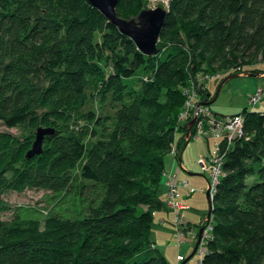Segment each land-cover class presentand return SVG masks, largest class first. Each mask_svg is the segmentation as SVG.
<instances>
[{"label": "trees", "instance_id": "1", "mask_svg": "<svg viewBox=\"0 0 264 264\" xmlns=\"http://www.w3.org/2000/svg\"><path fill=\"white\" fill-rule=\"evenodd\" d=\"M130 7L140 11L141 1L119 0L116 15L127 18ZM89 11L100 25H90ZM167 12L161 58L141 54L84 0H0V126L6 129L28 125L38 109L70 103L82 81L93 85L86 66L95 29H103L102 45L112 55L106 112L76 109L78 134L57 130L44 138L40 155L22 162L32 187L63 195L76 188L81 195L89 186L95 199L77 218L0 220V264H168L149 230L160 206L164 157L174 146L178 158L191 140L179 121L180 87L201 72L220 82L257 76L247 66L264 62V0H168ZM90 65L101 77V63ZM239 115L244 138L234 140L224 162L199 264H264V114ZM34 137L28 136L31 146Z\"/></svg>", "mask_w": 264, "mask_h": 264}, {"label": "rangeland", "instance_id": "2", "mask_svg": "<svg viewBox=\"0 0 264 264\" xmlns=\"http://www.w3.org/2000/svg\"><path fill=\"white\" fill-rule=\"evenodd\" d=\"M140 1L142 9L140 11H134L133 8H128L127 13L129 16L124 20H134L137 22V16L142 10L161 8L167 11L168 0ZM86 18L90 25H100V21L97 19L98 17L90 11L86 14ZM102 34L103 29H95L91 37V47L94 50L92 52V57L90 56V64L101 63L102 69L100 71L103 72L100 77L99 72L97 71L96 73L94 65L88 64V66H86V68L90 66L91 74L95 77L93 85L89 86L87 85L86 80L82 81L81 85L77 86V94L73 98V101L62 106L48 105L42 109H38L34 118L29 120L28 125L16 129H6L3 126H0L1 221L11 220L17 215L22 218H36L42 220L43 215L51 213L69 218H77L78 215L84 211L83 208L88 205V202L95 199L96 196L93 192L94 189L89 186L83 190V194L81 195H77L78 190L76 188H72L63 195V193L57 194L46 189L32 187L26 180L27 168L22 162H24L23 160L26 153L31 149L30 139L28 140V136H30L31 132L35 134L38 128H43L50 129L53 132L61 130L67 134H78L77 132L80 131L79 127L82 123H80V120L77 118L75 112L76 109H79L78 112L88 109H94L97 113L102 112L104 114V112H106L105 106L107 105L108 94L110 91L104 81H106V77L112 69V55L109 54L102 45ZM167 44L166 40L158 39L157 49L158 53L160 52L161 58L165 52ZM259 59L260 57L258 58V61ZM257 67L259 69L258 71H256ZM247 69L254 70V72L257 73V76H239L228 80L221 87L216 100L210 105L208 104L213 99L217 88L221 83L220 78L218 77L211 82L209 87L211 95L206 93L203 94L202 90H197V96L202 93L201 105L205 104L209 106L214 114L221 117L237 115L243 110L264 114V62L259 63L258 66H247ZM73 79L77 80V78ZM144 79L149 81L150 76H145ZM188 81L196 88L198 82L193 75H190ZM182 87H180L181 93ZM256 93L261 95V100L254 105L249 104V98ZM205 99H208V101L206 102ZM55 115L59 119H56ZM180 137V134L176 135V144ZM92 142L93 140L90 138L85 139V143L88 146L91 145ZM213 142V140H209V144L207 145L203 138H198L197 140L193 138L187 143L181 153L182 170H179L182 179L180 182L188 181L190 188L194 189L195 192L190 196L187 193L188 190L181 187L179 188V202L188 206L186 211L180 212V216L185 222L186 220L191 224H195L193 222H196V226L199 224V227L202 228V230H204L203 228H205L207 222L205 218L202 220V223H200V221L207 213L208 203L206 194L199 190L206 189V181L202 177L204 174L200 170L197 161L201 156L207 155L213 147ZM14 151H16L17 157L13 158L12 153ZM83 161H81L76 167L73 176L79 174ZM173 162L174 155L169 152L164 157L165 173L170 171ZM5 168H7L6 171H4ZM186 173H191L193 176H188ZM164 189L166 190L165 186L162 184L157 190V201L161 204V209H156L154 212V219L149 230V239L156 245L157 249L164 256L168 264H178V256L183 258V262L186 261L185 264H198L200 260L199 249H202L201 242H203L204 239V231H202L200 244L194 255L192 254L196 246L197 232L199 230L196 226L195 228H191L190 225L186 226L183 224L182 232L184 239L178 245L179 241L175 236V214L169 212V217L166 219L165 215L161 213V210L165 211L167 208L164 200ZM159 217H162L165 220L159 223ZM194 235H196V237ZM169 240L171 244L167 247L166 245ZM202 250L204 253L206 250L205 247H203ZM180 264H182V262Z\"/></svg>", "mask_w": 264, "mask_h": 264}, {"label": "built area", "instance_id": "3", "mask_svg": "<svg viewBox=\"0 0 264 264\" xmlns=\"http://www.w3.org/2000/svg\"><path fill=\"white\" fill-rule=\"evenodd\" d=\"M196 79L197 86L191 85L188 81L186 85L182 87V93L184 97V105L182 112L179 114V121L181 124H188L190 121L194 120L192 126L193 133L190 134L191 139L203 138L207 142L213 140V147L205 156H201L197 161L200 170L208 179L207 192L209 194L210 200H212L216 186L219 184L220 180L225 176L223 169L224 162L226 161L228 152L231 150L234 140L244 138L243 132V117L239 114L233 116H218L214 114L209 106L201 105V95L204 94L209 86V84L217 79L219 75L214 74H204L197 73L193 75ZM202 90V93L197 96L196 91ZM259 92V91H258ZM261 100V95L256 93L251 96L248 100L249 104L254 105ZM170 152L177 156V151L174 146H172ZM164 186L166 188L165 202L167 208H169L174 214V224L176 231V238L178 239V244L184 239L182 232V218L180 212L187 209V207L179 202V188L183 187L189 189L190 192H194L193 189L189 188L187 181L174 183L171 175H164ZM208 223V222H207ZM206 223V226H207ZM204 230V239L207 238V230ZM196 237V235H194ZM203 239V241H204ZM203 242H201L203 249ZM199 249L200 259L202 256V250ZM182 257H178L177 261L181 262ZM199 264V262H198Z\"/></svg>", "mask_w": 264, "mask_h": 264}, {"label": "water", "instance_id": "4", "mask_svg": "<svg viewBox=\"0 0 264 264\" xmlns=\"http://www.w3.org/2000/svg\"><path fill=\"white\" fill-rule=\"evenodd\" d=\"M84 1L92 8L96 9L112 27L116 28L119 31L120 34L129 38L141 54L145 56H154L158 53L157 42L168 13L166 10H163L161 8H157L154 10H142L137 16V22H135L134 20L128 21L121 19L116 15L115 10L119 0ZM239 76L253 77L256 75L234 74L228 76L220 83L213 99L209 102L208 105L212 104L216 100L220 89L225 82ZM193 124L194 120L189 122L186 127L187 142L190 140V131ZM53 133L54 132L50 129L38 128L35 132L34 142L32 143L31 149L26 153L25 158L32 159L33 157L40 155L42 152V144L44 138L46 136L52 135ZM180 161L181 154L178 156V162ZM206 198L208 203L206 222H208L212 211V200H210L208 192H206ZM202 231V228H199L196 246L192 255L195 254L196 250L199 247Z\"/></svg>", "mask_w": 264, "mask_h": 264}, {"label": "crops", "instance_id": "5", "mask_svg": "<svg viewBox=\"0 0 264 264\" xmlns=\"http://www.w3.org/2000/svg\"><path fill=\"white\" fill-rule=\"evenodd\" d=\"M205 142H206V144L208 145L209 143L205 140ZM182 153V152H181ZM180 153V154H181ZM182 170L181 169V161L180 162H178V158L177 157H174V162H173V164H172V167H171V169H170V171L167 173H165L166 175H171L172 176V180H173V182L174 183H179L180 181H181V179H182V177H181V172H180V170ZM188 176H193V174H191V173H186ZM204 179H205V181H206V189L205 190H203V189H199L200 190V192H204L205 194H206V192H207V187H208V179H207V177L205 176V175H203L202 176ZM188 182V181H187ZM188 184H189V182H188ZM164 185V184H163ZM181 188H183V187H181ZM189 188H190V184H189ZM183 189H186V188H183ZM191 189V188H190ZM186 190H188L187 191V193H188V195H192L194 192H195V190H194V192H190L189 191V189H186ZM165 189H164V200H165ZM156 201H157V199H156ZM158 202V201H157ZM184 204V203H183ZM159 208L158 209H161V204L159 203ZM185 205V204H184ZM186 206V205H185ZM167 207V206H166ZM187 208H188V206H186ZM187 209H185V210H183V211H186ZM183 211H181V212H183ZM169 212H171L172 213V211L169 209V208H166L165 209V211L164 210H161V213L162 214H164L165 215V217H166V219L169 217ZM207 212H208V210H207ZM206 216H207V213H206V215L201 219V221H200V223H202V220L204 219V218H206ZM158 220H159V223H161V222H163L165 219L164 218H162V217H159L158 218ZM193 223H195V224H191V223H189L187 220H186V222L185 221H183L182 220V224H185L186 226L187 225H190L191 226V228L193 227V228H195V226L197 225V223L196 222H193ZM164 226V225H163ZM196 228H200L199 227V224H198V226H196ZM198 233V232H197ZM170 244H171V242H170V240L168 241V243H167V247H169L170 246ZM179 245V244H178ZM155 248L157 249V247H156V245H155ZM158 250V249H157ZM179 257V256H178ZM177 257V258H178ZM177 263L178 264H180L181 262H178L177 261Z\"/></svg>", "mask_w": 264, "mask_h": 264}]
</instances>
